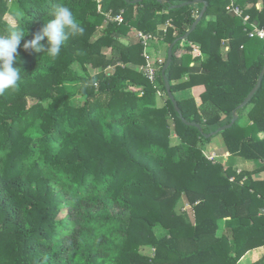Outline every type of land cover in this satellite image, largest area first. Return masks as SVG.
Listing matches in <instances>:
<instances>
[{"label":"trees","instance_id":"16d2710c","mask_svg":"<svg viewBox=\"0 0 264 264\" xmlns=\"http://www.w3.org/2000/svg\"><path fill=\"white\" fill-rule=\"evenodd\" d=\"M187 1L61 0L84 31L51 58L46 38L40 52L23 44L52 18L57 0H0V36L25 30L13 64L21 80L0 94V264H241L264 247V180L254 178L264 171V79L240 107L264 68V39L249 34L255 24L264 28V0L238 2L250 15L246 24L228 13L226 0H207L189 38L202 43L204 58L179 59L178 42L167 71L173 93L206 86L200 104L176 97L180 111L161 71L151 81L139 70L140 40L120 39L135 28L171 44L204 6H181ZM169 20L173 26L160 35ZM251 104L245 122L241 111ZM235 112L234 125L219 134L228 155L257 163L253 171L238 173L205 151L213 136L206 133L231 123ZM185 198L193 217L179 209Z\"/></svg>","mask_w":264,"mask_h":264},{"label":"crops","instance_id":"0c3cea01","mask_svg":"<svg viewBox=\"0 0 264 264\" xmlns=\"http://www.w3.org/2000/svg\"><path fill=\"white\" fill-rule=\"evenodd\" d=\"M134 1L139 2L140 0H134ZM162 1H165V0H162ZM226 1L229 2V4H230V7L228 9V13H233L236 16L243 18L244 24L248 23L250 15L244 13L245 10L238 3V2H240V0H226ZM175 6H177V5H175ZM232 6H235V7L238 6L241 11L239 13L235 12L234 10H232ZM204 7H205V4H204L203 8ZM257 7H259L261 9L262 8V2L259 1L257 3ZM203 8L202 7L198 8L199 10L201 9L200 12L198 11V17L200 16ZM108 14H110V13H107V15ZM214 18H215L214 15L208 17V19H211V20ZM111 21H114V20H111ZM163 25L164 24L160 25L159 28L157 29L159 34H160L161 30H163V29H161V26H163ZM255 26L257 27V24H255ZM256 27L250 31V33H249L250 35L252 32L254 34H256ZM138 31H142V30H138L135 28L132 29L127 37L120 38L121 41L126 43V44H130L132 41L137 42L139 40L137 37ZM163 31H164V33H163V35H164L166 30H163ZM143 32H145V31H143ZM146 33H150L153 35V38L150 40V42H148L147 50L149 51L150 54H152V56L155 60V62L151 63V65L154 66L156 69L155 78L151 79L147 75V72L145 71V68H144L146 65H148L146 60H145V63L138 65V68H139V70L143 71V73L147 76V78H149L151 81H154L158 77L159 72L161 71V73H162V70H163V68L167 62L168 51H169L172 43L176 39L171 44H169V42H167L162 36L161 37L158 36V34L156 32H154V33L153 32H146ZM185 34L183 36L179 37L180 40L178 42H181V48L178 50L179 51V53L177 54L178 58L182 59V58L187 57V59H190V56H194V55H197V57L204 58V54H203V50H202V46H201L202 43L197 41V40H194V39H189L192 32L190 33V35L186 39L183 38L185 36ZM160 35H162V34H160ZM151 41H152V43H151ZM224 41L226 42V40H224ZM141 44H142V42H141ZM223 45H224V47L222 48V53L226 54L230 50V46L228 44H223ZM175 46H174V48H175ZM190 46H191V48H190ZM143 47H144V45H143ZM174 48H173V56H174ZM197 57H195V58H197ZM159 59H161L162 62H160ZM157 61H159V62H157ZM189 64L191 67H197V66H200V61L198 59L197 60L191 59ZM168 69H167V71H168ZM167 77H168V75H167ZM187 80H188V76H185L182 79L174 80L173 83L180 84L181 82H185ZM170 83H171V81H170ZM205 91H206L205 84H199V85H195L193 87H189V88H185V89H178L173 94H174L175 98L177 97V99H179V100L194 97L195 100L200 104L202 101V95ZM161 94L162 93H160L159 95H161ZM159 97H160V101L158 98L159 104H164L163 97L162 96H159ZM253 106L254 105L251 104L250 106H248L246 109L242 110L241 112L246 116L250 112V110L253 108ZM237 113L235 112L234 115L236 114L239 117V114H237ZM218 139H219V144H217L215 141H211V142L206 144L205 151H206V154L208 155V158L210 155L216 154L215 158L212 159V161H214V162L223 161L227 165H232L233 168L238 173L241 171H247V170L253 171L258 167L257 163L252 159H247V158L241 157V156H235L234 157V156L228 155L226 146L224 144L223 137L221 136V138H218ZM234 178H235V176H232L231 180H234ZM254 178L257 180H264V171L255 173ZM263 257H264V247L263 246L257 247L255 249H252L251 251H249L246 255H244V257L241 259V264H253L254 262L262 259Z\"/></svg>","mask_w":264,"mask_h":264},{"label":"clouds","instance_id":"9594fccd","mask_svg":"<svg viewBox=\"0 0 264 264\" xmlns=\"http://www.w3.org/2000/svg\"><path fill=\"white\" fill-rule=\"evenodd\" d=\"M16 18L22 14L16 13ZM50 19H46L40 33L32 39L25 41L24 49H32L40 52L44 49L42 41H47L46 56L55 58L60 55L64 42L69 35L82 34L83 26L78 22L72 9L66 4L57 0L50 13ZM25 36V30L14 28L9 35L0 36V94L6 90L16 88L21 80V69L14 67V61L19 59L18 47ZM38 264H43L39 261Z\"/></svg>","mask_w":264,"mask_h":264},{"label":"water","instance_id":"95a60500","mask_svg":"<svg viewBox=\"0 0 264 264\" xmlns=\"http://www.w3.org/2000/svg\"><path fill=\"white\" fill-rule=\"evenodd\" d=\"M162 1V0H160ZM163 2V1H162ZM199 3H203L205 4V7L203 8L200 16L198 17V19L194 22L192 28L185 34V36L183 38H187L191 32H193L197 25L199 24V22L201 21L203 15L205 14V11L207 9V6H208V2L207 0H191V1H187L185 3H182L181 6H185V5H193V4H199ZM164 31L161 30L160 34L163 35ZM180 40V38H177L171 45L169 51H168V58H167V62L162 70V74H163V77H164V80H165V85H166V88H167V91L170 95V98L171 100L174 102V105L176 107V109L178 111H180V107L178 105V101L176 100L174 94H173V91H172V88H171V83H170V80L169 78L167 77V69L169 68V66L171 65L172 63V60H173V48L174 46L178 43V41ZM263 79H264V68L259 76V79H258V82L256 84V86L252 89V91L250 92V94L248 95V97L244 100V102L241 104L240 107H244L246 106L250 101L251 99L253 98L254 94L258 91V89L261 87L262 83H263ZM180 116L183 120V122L187 123V124H190V125H194L196 127H198L200 130H203V126L202 124L198 123V122H191V121H188L184 115L182 113H180ZM238 116L235 114L234 117H233V120L231 123L229 124H226V125H223L221 126L220 128H218L216 131L212 132V133H206V136L207 137H210L211 135H216L218 133H220L221 131H224L230 127H232L235 123V121L237 120Z\"/></svg>","mask_w":264,"mask_h":264},{"label":"built area","instance_id":"2783aa9c","mask_svg":"<svg viewBox=\"0 0 264 264\" xmlns=\"http://www.w3.org/2000/svg\"><path fill=\"white\" fill-rule=\"evenodd\" d=\"M102 0H99V2H101ZM102 6H101V3L99 4V9H101ZM232 10H234L235 12L239 13L241 10L240 8L237 6H232ZM108 17L109 19L111 20H114V21H117L119 23H122L123 20H124V17L120 14V15H116V16H113L111 14H108ZM251 36H258L262 39H264V28H259V27H256V34H254L253 32L251 33ZM137 37L138 39L142 42V44L144 45V52H143V55L145 57V60L147 62L148 65H146L144 68H145V71L147 72V75L151 78V79H154L155 78V75H156V69L154 66L151 65L152 62H155L152 54L149 53V51L147 50V45H148V42H150V40L153 38V35L150 34V33H146V32H143V31H138L137 32ZM160 62H162L161 59H159ZM215 155L216 154H212L209 156V158L212 160L215 158ZM189 205V207H186L187 208H191V205L188 203L187 206ZM185 209V208H184Z\"/></svg>","mask_w":264,"mask_h":264},{"label":"rangeland","instance_id":"374dc122","mask_svg":"<svg viewBox=\"0 0 264 264\" xmlns=\"http://www.w3.org/2000/svg\"><path fill=\"white\" fill-rule=\"evenodd\" d=\"M6 18H7V20H9L11 23H13V24H15L16 23V21L14 20V18L10 15V14H7L6 15ZM173 26V23H172V21L171 20H169V21H167L163 26H161V29H163V30H167V28H169V27H172ZM102 28L103 27H99V31H101L102 30ZM159 33V32H158ZM163 37V36H162ZM151 43H152V41H151ZM160 96H162L164 99L166 98V95L164 94V93H162ZM159 101H160V98H159ZM244 120H245V122H247V120H249L248 119V116H246V117H244L243 118ZM174 123L172 122V124H171V133H173V134H175V132H174ZM218 138H221V135L218 133L217 135H213L212 136V141H215L217 144H219V139ZM187 204H188V202H187V200H186V198L182 201V203H178V206H179V209L180 210H182V212H183V209L184 208H186V207H189V205L187 206ZM188 213L193 217V210H192V207L191 208H188ZM158 233L160 232L159 230L157 231ZM221 232V231H220ZM145 253H148V254H152L153 253V250L151 251L150 249H147L146 251H145Z\"/></svg>","mask_w":264,"mask_h":264}]
</instances>
